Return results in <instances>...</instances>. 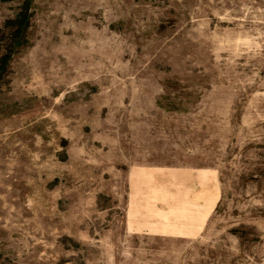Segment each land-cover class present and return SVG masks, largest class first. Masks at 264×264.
I'll return each instance as SVG.
<instances>
[{
  "label": "rangeland",
  "instance_id": "374dc122",
  "mask_svg": "<svg viewBox=\"0 0 264 264\" xmlns=\"http://www.w3.org/2000/svg\"><path fill=\"white\" fill-rule=\"evenodd\" d=\"M0 264H264V0H0Z\"/></svg>",
  "mask_w": 264,
  "mask_h": 264
}]
</instances>
